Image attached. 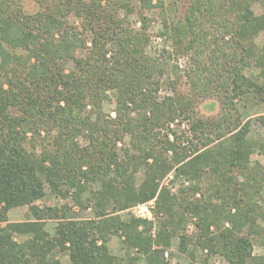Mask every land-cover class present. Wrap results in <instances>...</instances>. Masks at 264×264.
I'll use <instances>...</instances> for the list:
<instances>
[{"label": "trees", "instance_id": "16d2710c", "mask_svg": "<svg viewBox=\"0 0 264 264\" xmlns=\"http://www.w3.org/2000/svg\"><path fill=\"white\" fill-rule=\"evenodd\" d=\"M36 1L41 10L26 15L19 0H0V264H62L54 257L58 251L67 253L73 264H118L108 249L111 228L117 225L127 246L146 256L147 264H163L164 249H153V238L138 232L146 221L119 225L101 212L100 222H80L65 207L33 206L45 198L46 185L57 193L61 184L77 188L79 200L86 191L82 181H101L98 197L113 200L112 214L156 199L158 213L171 220L155 240L158 246L166 247L185 216H191L198 220L199 244L210 243L229 264H264V258L255 259L252 240L255 236L264 242V227L257 225L264 223V207L255 201L264 171L251 168L249 161L254 149L264 156V143L250 141L249 123L232 115L245 95L264 104V14L257 17L252 9L256 2L264 8V0H189L182 18H165L163 35L184 54L193 52L189 78L195 96L220 97L227 113L218 122L194 120L174 98L158 102L162 83L153 78L162 71L145 55L147 35L118 17L120 10H131L126 0H111L107 6L100 0ZM71 15L81 19L82 32L70 24ZM88 32L92 48L78 57V49H88L83 38ZM260 34L263 46L256 53L247 42ZM21 49L24 54H17ZM69 62L74 67L67 70ZM251 64L260 69L262 83L245 75ZM108 93L116 97L115 117L102 112ZM183 115L192 119V139L175 136L170 141L163 132ZM258 121L264 127V115ZM29 134L41 137L38 156L24 147ZM79 136L89 145L80 146ZM127 136L137 154L126 150V159L120 160L117 146ZM175 166L178 174L197 181L209 175L220 203L180 199L161 189ZM139 168H144L145 179L137 190L134 174ZM237 174L245 183L238 182ZM187 190L193 196L200 191ZM20 206H29L34 219L9 224V211ZM50 220L58 221L54 233L46 230ZM225 223L232 227L224 228ZM211 227L220 230L217 236H209ZM16 234L30 239L19 243ZM187 241L183 239V252ZM139 260L129 258L127 264Z\"/></svg>", "mask_w": 264, "mask_h": 264}, {"label": "rangeland", "instance_id": "374dc122", "mask_svg": "<svg viewBox=\"0 0 264 264\" xmlns=\"http://www.w3.org/2000/svg\"><path fill=\"white\" fill-rule=\"evenodd\" d=\"M21 8L26 15H35L41 10V4L36 0H19ZM89 2L91 0H83ZM103 6L110 5L111 0H100ZM117 1V0H115ZM129 4L130 12L126 10H120L118 17L120 19L126 18V23L133 30L140 32L143 31L148 39V45L145 48V55L152 60L157 61L159 69L162 73H157L153 82L160 81L161 88L157 93L158 102H163L168 98H174L175 101H179L182 107L186 111H190L194 120L203 119L206 121H219L223 120L226 116V109L220 101L218 96H195L193 93V87L189 75L194 71V64L192 60L193 52L184 54L180 47L177 48L171 40H169L164 33V21L165 18L175 20L182 18L186 12L189 0H126ZM151 3V4H149ZM151 5V8L149 7ZM252 9L257 17L264 14V8L258 2L252 5ZM70 24L75 26L82 32V21L75 15H71L68 18ZM88 42V49H78L77 56L87 55L89 49L92 48L91 41L93 35L88 32L83 37ZM247 46L253 51H258L263 46V35L255 37L253 40L247 42ZM182 47V46H181ZM17 54L23 55L25 51L17 50ZM257 53V52H256ZM206 58L203 56L202 59ZM1 63V58H0ZM74 63H67V70L73 69ZM260 69L254 64L248 66L245 70V75L249 78L262 83L260 76ZM0 82H4L0 77ZM7 87V86H5ZM108 99L102 102V112L105 115L111 117L116 116V97L113 93H108ZM182 100V101H181ZM236 113L232 111V115L241 117L243 122L249 123L248 139L253 143H264V127L258 121L260 116L264 115V104L260 102L253 94L245 95L241 100L236 102ZM177 104V103H176ZM91 110V107L87 111ZM192 110V111H191ZM149 113V111H148ZM86 114V113H85ZM96 116L92 117V121H95ZM192 119H185L184 115L176 119L170 126V131L166 130L163 135L168 134L169 140L174 141L175 136L185 141L192 139L190 132V123ZM173 130V131H172ZM56 133V132H55ZM53 133V135L55 134ZM43 134V132H42ZM28 140L24 142V147L27 151L34 156H38L42 152L41 137H32L31 134L27 136ZM80 146H88L90 141L85 136H79L76 140ZM117 152L120 156V160H125V151H130L131 155H136L137 152L133 150L130 145V136H127L124 142L119 143L117 146ZM173 153L167 154V160L172 162ZM250 167L258 169V172L264 171V156L254 149L250 156ZM238 182L243 184L245 179L240 176ZM115 177V174L110 176ZM145 179L144 168H139L134 174L135 188L138 190L143 180ZM86 187L80 199L76 198L78 193L77 188H69L63 184L59 187V193L53 191L50 185H46V196L44 199L34 202L33 206L44 209L47 207H55L58 209L67 208L69 217L76 221L87 222L94 221L100 222L102 218L98 216L99 213L104 212L108 218L114 219L116 224L130 225L133 220H141L148 222L146 224H140L138 232L153 238V249H164L163 255L161 254L160 260L163 264H229V262L219 253L213 252L210 243L199 244V237L201 231L197 228V218L191 216H185V224L178 228L177 233L172 235L170 243L165 246H158L155 241L164 225L170 226L171 220L166 214L158 213L156 199L149 203H146L149 207V214L146 217L138 215L137 207L143 204H138L129 208L126 211L116 212L112 214L114 202L111 198H100L98 196L102 190L101 181L95 183H81ZM198 187L200 191L193 196L187 189ZM161 189H167L171 196L178 198L187 197L199 201H210L213 204H219L220 200L214 197V181L210 179L209 175H204L202 181H197L187 177L186 175L178 174L177 166L164 178L160 185ZM185 191V192H183ZM186 191H188L186 193ZM257 195V194H256ZM194 197V198H193ZM255 201L264 207V186L260 193L257 195ZM178 209V208H177ZM65 210V211H66ZM179 210V209H178ZM176 210V212L178 211ZM179 214L182 212L179 210ZM176 215V214H175ZM180 216V215H179ZM179 216H174L177 220ZM34 218L30 213L29 206H20L12 208L8 213L7 221L9 224H17L23 222L32 221ZM57 220H50L46 222V230L50 233H54ZM257 225L264 227L262 221H258ZM230 223H225L224 228H231ZM118 225L111 228V236H109L108 249L110 254L114 255L118 259V264H127L129 258H137L139 264H147V258L142 253H139L135 248H129L126 244V237L122 230L117 229ZM171 228V227H170ZM114 229V230H113ZM117 231V232H116ZM219 229L211 227L209 236L215 237L219 234ZM15 240L19 243L28 241L29 236H20L16 234ZM187 239V252L182 251L183 239ZM254 244L253 255L255 259L260 260L264 258V242L257 237H252ZM101 242H99V245ZM209 245V246H207ZM54 257L59 259L62 264L71 263L67 253L55 252Z\"/></svg>", "mask_w": 264, "mask_h": 264}, {"label": "built area", "instance_id": "2783aa9c", "mask_svg": "<svg viewBox=\"0 0 264 264\" xmlns=\"http://www.w3.org/2000/svg\"><path fill=\"white\" fill-rule=\"evenodd\" d=\"M138 215L141 217H146L149 214V207L146 204L137 207Z\"/></svg>", "mask_w": 264, "mask_h": 264}]
</instances>
